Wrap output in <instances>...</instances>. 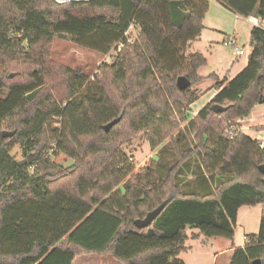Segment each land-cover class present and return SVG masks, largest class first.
Returning a JSON list of instances; mask_svg holds the SVG:
<instances>
[{
	"label": "trees",
	"instance_id": "obj_1",
	"mask_svg": "<svg viewBox=\"0 0 264 264\" xmlns=\"http://www.w3.org/2000/svg\"><path fill=\"white\" fill-rule=\"evenodd\" d=\"M216 1L264 19V0ZM208 9L209 0H0V264L91 254L108 264H185L177 256L188 227L232 239L238 209L264 202V142L239 129L224 135L264 103V30H250L233 77L200 76L206 58L190 49ZM56 37L103 55L123 47L96 67L95 91L76 98L90 74L52 58ZM179 76L189 88H177ZM208 79L218 91L190 115L191 88ZM139 133L158 152L143 166L120 147ZM16 143L24 160L10 154ZM58 153L71 164L55 163ZM161 204L149 226H135ZM244 240L229 264H264V215Z\"/></svg>",
	"mask_w": 264,
	"mask_h": 264
},
{
	"label": "rangeland",
	"instance_id": "obj_2",
	"mask_svg": "<svg viewBox=\"0 0 264 264\" xmlns=\"http://www.w3.org/2000/svg\"><path fill=\"white\" fill-rule=\"evenodd\" d=\"M243 23V22H240ZM232 25V22H230ZM240 33L238 34V43L236 46L238 48L243 47L245 53L242 55H235L233 53L234 48L232 46H224L218 44L208 56V64L203 65L199 74H206L208 72H213L216 69L223 68V73L221 78L217 77L218 80L226 78H231L235 75V68L240 66L246 59L247 55L251 51L249 46V34L248 29L251 28L249 24L240 25ZM246 30V31H245ZM127 37L129 38L128 43L136 36V30L132 27L127 32ZM202 47L203 44H200ZM123 44L114 45L107 54H99L92 50L75 45L72 41L65 38H54L52 43V58L60 64L71 68H82L86 70L89 74V80L87 86L81 89V91L76 95L79 98L82 94L87 91L94 92L93 75L95 73L96 67L101 63H110L113 57L120 51ZM204 55V51H202ZM214 74V73H213ZM213 80V79H208ZM206 81V80H204ZM191 91L196 94L211 93L214 90L206 88L205 85L202 86L200 90L195 89V86L191 88ZM200 104V100L195 103L192 107L189 106L190 115L194 114V109ZM258 107L255 109L258 117H264V103L257 104ZM258 111V112H257ZM236 122V121H235ZM262 123L259 126L264 125V119L262 118ZM181 124V123H180ZM58 127V124H53ZM182 125V124H181ZM256 126L247 130V134L252 138L256 137L257 128ZM189 139L191 138L190 135ZM262 143L263 141L260 140ZM54 146V144H52ZM128 156H132V162L135 166H143L148 159L156 158V153L153 152L145 138L143 133L135 135L130 141L122 143L120 146ZM10 154L15 157L16 160H24L25 155L18 143L13 145L10 149ZM170 158V155H167ZM55 163L63 166H68L71 164V160L64 157L60 153L52 155ZM189 175V174H188ZM190 176V175H189ZM188 176V177H189ZM192 176V175H191ZM191 176L189 178H191ZM187 178V175L181 180ZM264 215V202L256 205H243L237 211L236 227L234 230V236L232 239L221 238V237H205L204 235L198 234V229L187 228V239L185 240V249L179 253L177 256L179 259L183 260L185 264H228L231 258L230 250L232 247L244 246L248 242L243 239L244 236L252 238L259 229L260 218ZM109 259V258H108ZM107 258L99 257L96 255L78 257L74 264H100L103 260V264H108L109 260ZM112 263L116 264L115 261L110 260Z\"/></svg>",
	"mask_w": 264,
	"mask_h": 264
},
{
	"label": "crops",
	"instance_id": "obj_3",
	"mask_svg": "<svg viewBox=\"0 0 264 264\" xmlns=\"http://www.w3.org/2000/svg\"><path fill=\"white\" fill-rule=\"evenodd\" d=\"M230 22H232V25H230ZM240 22H243V23H240ZM246 23L251 26V28H249L247 31L249 34L253 25L247 20V18L238 17L232 14L231 12L226 10L223 6H221L216 0H209V9L203 19V30L200 36L196 38L194 42L192 43L190 52L191 53L199 52L203 54L202 51H204L206 55L204 54L203 55L206 58V63L208 64V56L211 52V49L212 48L214 49L218 44L229 46L226 42L227 37L235 38L236 43H238V34L240 33V28H241L240 25L241 24L245 25ZM200 44H203V46L201 47ZM240 48L244 51L243 47H240ZM244 63L245 61L240 66H237L235 68L236 69L235 74L244 66ZM202 67L198 69V74ZM211 73H214L217 77L221 78V75L223 73V68L221 69L219 68L213 72H208L206 74H199V75L207 76ZM216 82H217L216 80H206V81H202L195 85V89H198V90H200L202 86L205 85L206 88H210L211 90H214V91L212 93L210 91V93L201 92V94H197L198 99L190 105V107H192L195 103L198 102V100H200V104L197 107H195L194 113L197 112L203 105H205L211 99L213 95L217 93L218 90L216 89ZM257 107L258 105L255 106V108L253 109L249 117L236 120L239 130L247 134L246 132L247 130H251L252 127H254L255 129L256 126H259L262 123L261 121H262V118L264 119V117L257 116V113H255V109ZM255 139L262 140L264 142V131H259V132L257 131ZM232 251H233V247L230 250V254H232ZM91 255H96V254H91ZM91 255H84V256H91ZM96 256H99V255H96ZM80 257H83V256H80ZM101 261L102 262H100V264H103V260ZM228 264H229V261H228Z\"/></svg>",
	"mask_w": 264,
	"mask_h": 264
},
{
	"label": "water",
	"instance_id": "obj_4",
	"mask_svg": "<svg viewBox=\"0 0 264 264\" xmlns=\"http://www.w3.org/2000/svg\"><path fill=\"white\" fill-rule=\"evenodd\" d=\"M191 85V82L185 77V76H179L176 79V86L179 90H185L187 88H189ZM211 110L215 113H219V112H223L224 110H226L225 107H221L219 105H212L211 106ZM118 118L108 122L107 124H105L103 126V129L105 131H108L109 128L111 126H113L115 123L118 122ZM10 132H3L2 135H10ZM261 171H264V165L260 166ZM164 204H161L160 206H158L157 208H155L154 210H152L151 212L147 213V215L143 218V219H137L134 221L135 226L140 229V228H144L147 227L151 224V222L159 215V213L162 211V209L164 208ZM254 264H260L259 261L254 262Z\"/></svg>",
	"mask_w": 264,
	"mask_h": 264
},
{
	"label": "built area",
	"instance_id": "obj_5",
	"mask_svg": "<svg viewBox=\"0 0 264 264\" xmlns=\"http://www.w3.org/2000/svg\"><path fill=\"white\" fill-rule=\"evenodd\" d=\"M55 1L58 3H63L66 1H78V0H55ZM246 18L253 25V27H259V28L264 30V19L263 18H258V17H255L253 15H250ZM226 42L229 46H232L234 48L233 53L235 55L244 54V51L241 48H238L236 46L237 43H236L235 38L229 37ZM119 44H121V43H119ZM237 130H238L237 122H230L229 121L227 123V128L225 129L224 135L226 136V138L232 139L235 136V133L237 132ZM243 239H245V236L243 237Z\"/></svg>",
	"mask_w": 264,
	"mask_h": 264
}]
</instances>
